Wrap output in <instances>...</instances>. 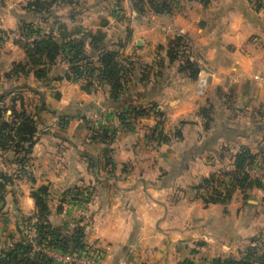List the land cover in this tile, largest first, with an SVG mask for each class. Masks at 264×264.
I'll return each instance as SVG.
<instances>
[{
  "label": "crops",
  "instance_id": "crops-1",
  "mask_svg": "<svg viewBox=\"0 0 264 264\" xmlns=\"http://www.w3.org/2000/svg\"><path fill=\"white\" fill-rule=\"evenodd\" d=\"M3 1L1 80L25 78L7 77L14 62L27 59L14 38L22 18L54 39L104 32L131 69L113 108L150 111L128 113L119 132L93 139L86 111L107 104L108 87L86 92L65 78L55 85L67 72L60 63L47 85H29L48 108L38 140L24 166L7 153L10 164L0 168L19 182L13 184L18 220L36 214L31 192L47 186L49 222L67 236L82 229L85 246L102 253L96 264H212L216 257L241 259L264 242V189L235 185L226 200L207 202L211 192L203 186L212 175L232 172L241 151L264 146V6L258 0L183 1L167 11L147 0H107L109 6L74 0L80 9L63 4L43 18L25 8L31 0ZM179 37L189 42L187 59L209 70L204 83L183 69L186 56L170 58ZM74 107L79 113L70 118ZM11 188L0 210L9 209ZM3 225L0 237L16 241L15 230Z\"/></svg>",
  "mask_w": 264,
  "mask_h": 264
},
{
  "label": "trees",
  "instance_id": "trees-1",
  "mask_svg": "<svg viewBox=\"0 0 264 264\" xmlns=\"http://www.w3.org/2000/svg\"><path fill=\"white\" fill-rule=\"evenodd\" d=\"M147 1L157 8L158 11H167L171 9L170 7L173 2L175 3L173 0H162V4L154 0ZM195 1H200L204 5L210 2V0ZM73 3L74 0H31L25 8L35 16L43 18L54 7L63 4L71 5ZM19 31L25 34L26 37H31L35 33L42 35L34 20L28 18H22L19 21ZM60 40L62 41H57L49 36L45 39L34 41L32 48H28L27 43H25L24 47L27 59L14 62L7 77L29 76L33 72L36 79L44 81L43 84L47 85L51 81L50 71L59 57L63 56L67 65V72L64 74V77L73 81L90 80L91 78L98 79L99 82L104 83L108 87L107 104L104 106L113 108L115 102L123 95L130 83L131 69L127 65L129 62L127 63L126 60L122 59L117 51L109 48L104 32L86 33L83 37L68 41L67 38ZM180 41V37L176 38L169 49V56L173 60L179 56L177 52ZM183 69L190 70L191 75L194 77L199 73V68L196 64L187 58L183 61ZM58 78H62V76ZM91 84L88 81L87 84L82 85V89L86 92H91ZM28 89L35 94H41L34 88L28 87ZM18 90L19 87H14L0 92V150L4 153L11 152L15 157L16 164L24 165L38 140V128L42 122L43 112L48 110V108L45 98L41 94L40 104L35 105L33 111H30L23 93ZM18 101H20V104ZM134 110L136 111L135 116L141 114L139 108H134ZM8 111H11L10 115L7 114ZM117 113H119V117L124 124L126 115L122 113V109H119ZM109 133H111L109 129H102L101 131L93 130L92 136L93 139L102 138L105 140L110 138ZM165 140L167 141L168 139ZM258 153L263 155L264 160V146L260 148ZM258 153H253L248 149L241 151L236 155L235 169L226 174L231 175L235 185L241 189L252 186L264 189V185L258 179H252L245 171L247 166L251 164V161L257 158ZM215 177L216 175H212L203 180V186H205L208 193L211 192L210 198L206 199L207 202L226 200L232 193L224 196L219 192L214 186ZM10 182L11 176L0 173V204L5 203L7 187ZM31 196L37 209L34 217L39 221V239L44 241V238L49 237L51 245L65 252L82 250L85 247L82 229L78 228L71 236H67L60 228L53 227L49 222L48 187L42 186L33 190ZM3 208L4 206L0 209ZM30 218L32 219L33 217L31 216ZM261 243L249 246L241 259L216 257L213 259L212 264H264V248L258 247V244ZM0 264L54 263L53 259L44 253H33L31 243L28 241L26 235H23L22 241L16 243L10 250L0 249Z\"/></svg>",
  "mask_w": 264,
  "mask_h": 264
},
{
  "label": "rangeland",
  "instance_id": "rangeland-1",
  "mask_svg": "<svg viewBox=\"0 0 264 264\" xmlns=\"http://www.w3.org/2000/svg\"><path fill=\"white\" fill-rule=\"evenodd\" d=\"M92 1H94V0H92ZM154 1L155 2H158V3H161V0H154ZM173 1L177 2V4H178V3H181V2H183L185 0H173ZM0 3L3 4L4 1L3 0H0ZM88 3H89V1H88ZM103 4L104 5H107V6L112 5V3L108 2L107 0ZM173 4H174V2H173ZM71 6L74 7V11H76L77 9H80L82 7L81 5H77L76 3H75V5H71ZM86 33H88V32H82L81 34H77V35H74L73 37H69V38H67V41L68 40H73L74 38L83 37V35L86 34ZM12 35H13V33H12ZM32 36L35 37L34 40H32ZM32 36L29 37V38H26V35L23 34V33H21L19 30H17L16 33L14 34L15 40L18 39L19 41H21L22 44H23V46H25L26 45L25 43H27L28 48H32L34 46L33 45L34 44V41H36V40L45 39V38H47L49 36L52 37V35L45 34V33H42V35H39V34H36L35 33ZM57 38H58V36H57ZM60 39L61 38H58V39H55V40L62 41ZM182 42L179 44L178 52L177 53H178V55L181 54V56H183V57L186 56V58H187V54H188V52L190 50V45H189V42L187 41L186 38L182 39ZM87 49H89V48L87 47ZM58 63H60L61 65H65L66 66V63H65V60L63 59V56H60L59 59L57 60V62L55 64H58ZM143 70L144 71H148V69H145V68ZM52 74H53V68L50 71V75H52ZM23 77H25V78H22L20 80H18V79H16V80L15 79H8V81H7L6 79L5 80H3V79L1 80L0 79V91L2 92V91H5L7 89H11L13 87V85H16L15 88H18L19 87V90L18 91H20V92L23 93V96L25 97V102H26L28 108L30 109V111H33L34 106L40 104L41 94H35V93H33L31 90L28 89V87H29V85H32L34 87H40V86L43 87L44 86L43 85V82L44 81H40L38 79L36 80V79H34V78L30 77V76H23ZM64 78L66 80H68L66 77H62V78H58L57 77V78H54L55 85H58L60 83L59 81H61ZM5 81H7V85L5 84ZM88 81H90L92 83L90 85V89H91V92L92 93L93 92L97 93V91H99V89L102 90V91H105V89L107 87L104 83L99 82V80L96 79V78H91L90 80L82 79L81 81H79V86L82 87V85L83 84H87ZM53 89H58V88L54 86ZM55 91H58V90H52V93L53 94L57 93ZM18 103L20 104V101H18ZM101 107H102V105L98 106V104H97L96 108H92V109H89V110L86 111V114L87 115H86L85 118L87 119L86 121H87V123H89V125L91 127V129H90L91 131H93V130H95V131H101L102 130V127L100 125H97V123H94V121H93L94 115L98 112V110ZM71 109L72 110L70 112H68V113H70V116H69L70 118H72L71 115H75V114H78L79 113V110L77 108L74 107V108H71ZM127 109L126 110H122V113H124L125 115L128 114V113L129 114H132V116L135 115L136 111L134 109L133 110H131L130 108H127ZM141 112L144 113V114L142 113L143 116H147L150 113V111L148 113H145V112H147V110L141 111ZM7 114L10 115L11 114V111H8ZM6 154L7 153L1 152V150H0V168H2V169L3 168L4 169H7V167L10 164V160L8 158H6L5 156H3V155H6ZM259 154L257 155L258 158H256L254 161H251V164L248 165L251 168L252 167H256L258 169L252 170L250 168L251 173L249 172L250 174L249 173L248 174L250 175V177L252 179H254V180L255 179H258L264 185V160H263V155L261 153H259ZM27 161L25 163H27ZM22 166H24V165H19L18 164L17 167H22ZM215 178L216 179L218 178V174L216 175ZM12 179H13V177H11V182L8 185V186L12 187L11 188L10 195L8 197L9 206L7 208H9V209H7L6 211L0 210V224L2 226L3 225V222L2 221L4 220L5 223H4L3 227H2V229L4 231L6 230L5 232H8V229L15 230V232H14L15 235H17L18 237H19V234H20V236L22 235L21 236V241H22L23 235L24 236L26 235L28 241L31 243L32 252H33V244L36 243L38 245H41V243H42V240H40L39 237L36 238V239H38V242H36V239H35L34 235L32 234V232H33V230H32L33 223H35V225L38 227L39 221H38V219L34 220V218H36L34 216H32L33 217L32 219L29 216H27V217H24L23 216L20 220H18V218L15 217L16 216L15 206L16 205L14 203L15 202L14 199L16 198V195L19 193V188H17L16 186H13V184H15V183L18 184L19 182L18 181L15 182ZM17 221H19L20 226H18V224H17V226H15V222L18 223ZM18 227H20V228H18ZM21 231H22V233H21ZM10 236H12V235H6V236H3L2 235V237H0V247L1 248L6 249V250H10L13 246H15V244L17 242L18 243L21 242V241H19V238L18 237L16 238V241H12L11 239H9ZM86 247H89L91 250L92 249H95L93 245L85 246L83 249H85ZM258 247L261 248V249H263L264 248V242H262L261 244H258ZM261 251H263V250H261ZM43 253L45 254V252H43Z\"/></svg>",
  "mask_w": 264,
  "mask_h": 264
},
{
  "label": "built area",
  "instance_id": "built-area-1",
  "mask_svg": "<svg viewBox=\"0 0 264 264\" xmlns=\"http://www.w3.org/2000/svg\"><path fill=\"white\" fill-rule=\"evenodd\" d=\"M192 1L194 0H185L184 2L190 3ZM258 1L264 6V0ZM34 39L35 37L32 36V40ZM208 72L209 70L206 68V65L202 63V67L199 70L201 83H204V81L206 80V77L209 74ZM93 121L94 123H97V125H100L102 129H109L111 133H117L123 127V121L119 117V113H117V111L111 107L102 106L94 115ZM250 168L251 167L248 166L245 171L247 173H251ZM251 169L256 170L258 168L252 167ZM214 186L225 196L234 190L235 182L231 175H218V178L214 181ZM36 219L37 218H34V220ZM76 226L77 224L75 225V227ZM71 227H74V225H72ZM32 230V234L34 235L35 239L38 238L39 232L38 227L35 225V223H33ZM36 242H38V239H36ZM43 252H45V254L49 257H52L54 264H96L102 256V253H100L98 250H91L89 247L72 252L62 251L58 247L51 245L49 237L44 238V241H42L41 245H38L36 243L33 244V253Z\"/></svg>",
  "mask_w": 264,
  "mask_h": 264
}]
</instances>
